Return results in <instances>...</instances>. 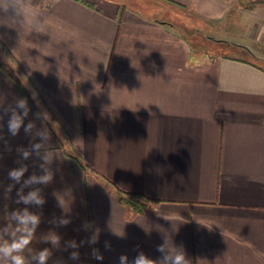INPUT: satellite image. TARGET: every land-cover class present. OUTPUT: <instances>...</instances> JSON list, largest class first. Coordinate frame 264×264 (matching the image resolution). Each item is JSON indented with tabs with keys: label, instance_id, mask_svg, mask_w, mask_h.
<instances>
[{
	"label": "crops",
	"instance_id": "0c3cea01",
	"mask_svg": "<svg viewBox=\"0 0 264 264\" xmlns=\"http://www.w3.org/2000/svg\"><path fill=\"white\" fill-rule=\"evenodd\" d=\"M0 62V104L26 99L34 124L11 136L10 111L0 121V184H14L18 147L53 153L42 208L0 188V227L5 206L42 214L25 256L160 264L167 241L189 264H264V0H0ZM22 162L24 179L43 174L35 153Z\"/></svg>",
	"mask_w": 264,
	"mask_h": 264
},
{
	"label": "clouds",
	"instance_id": "9594fccd",
	"mask_svg": "<svg viewBox=\"0 0 264 264\" xmlns=\"http://www.w3.org/2000/svg\"><path fill=\"white\" fill-rule=\"evenodd\" d=\"M16 108L22 109L23 112H17ZM16 108L3 109L2 104H0V109H3V114H0V121H3L4 115L8 114L10 111V117L7 121L8 132L11 136H16L19 134L22 126L26 135H30L34 124L29 122L27 125L24 124V119L29 115L30 108L26 99H18ZM39 118V117H37ZM3 128V124L0 123V129ZM44 142L49 140V136L46 130H42L38 133ZM4 137L0 134V140ZM42 144L34 143L30 148L18 147L17 152L20 159L17 161L19 165L16 168L9 170L8 177L14 182V184L4 186L0 184V188L3 189V199H11V192L15 184H20L21 187L16 192V204H23L26 206H32L37 208H42L46 203L44 196L42 195V188L37 187L38 185H48L54 179V173L50 170L49 165L53 161V153L43 152L41 153ZM35 153L37 157L42 161L39 165L43 174L33 173L27 179H24L25 173L28 171V166L22 161L28 160L32 154ZM29 188L26 194L24 189ZM61 205L62 202L60 201ZM6 214L8 223L0 227V264H47L51 252L49 248H43L42 250L32 254L29 258L25 256L24 253L27 250L31 252L29 248L34 235L41 223V213L33 212L29 207H24L23 209L17 208L9 212L7 207L3 209ZM53 222H56L55 220ZM71 223L70 219L61 218L58 221L57 226L65 227ZM123 238V233H119ZM45 242H50L52 246L60 247V237L58 235H49L45 238ZM97 238L95 236L91 237L88 241L90 244L97 243ZM83 244L81 241L79 244L75 240L65 242V250L78 249ZM105 249L111 250V244L105 241ZM161 253L160 264H189L186 254L178 250L175 254H171L168 249L167 241L157 246L156 249ZM79 252L72 251L70 253V259L78 260ZM93 258L96 260H103V255L98 249H93ZM57 264H64V261H57ZM118 264H157L156 260L149 258L144 252L140 251L137 255L130 261L126 254H121L118 258Z\"/></svg>",
	"mask_w": 264,
	"mask_h": 264
},
{
	"label": "trees",
	"instance_id": "16d2710c",
	"mask_svg": "<svg viewBox=\"0 0 264 264\" xmlns=\"http://www.w3.org/2000/svg\"><path fill=\"white\" fill-rule=\"evenodd\" d=\"M0 65L3 66L1 62H0ZM16 80L20 83V81L17 78H16ZM84 167H85V165H84ZM119 195H120V199L124 203L133 206L138 211L143 210L146 206L145 202L143 201V200H146V197L140 193H128V192H124V191H119Z\"/></svg>",
	"mask_w": 264,
	"mask_h": 264
},
{
	"label": "rangeland",
	"instance_id": "374dc122",
	"mask_svg": "<svg viewBox=\"0 0 264 264\" xmlns=\"http://www.w3.org/2000/svg\"><path fill=\"white\" fill-rule=\"evenodd\" d=\"M223 50H225V51H227V52L234 53V54H240L239 52H237V51H233L232 49H223Z\"/></svg>",
	"mask_w": 264,
	"mask_h": 264
}]
</instances>
